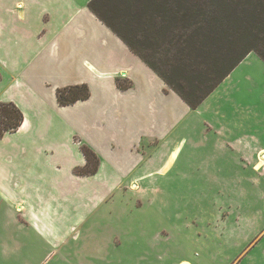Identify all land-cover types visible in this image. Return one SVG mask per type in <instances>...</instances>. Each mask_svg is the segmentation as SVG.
I'll return each mask as SVG.
<instances>
[{"label": "crops", "instance_id": "crops-1", "mask_svg": "<svg viewBox=\"0 0 264 264\" xmlns=\"http://www.w3.org/2000/svg\"><path fill=\"white\" fill-rule=\"evenodd\" d=\"M88 2L0 0V101L23 113L18 128L0 136V254L13 264H36L41 254L39 264L57 254L59 264H127V252L117 258L111 248L148 236L117 233L122 220L96 208L118 188L141 191L168 172L183 113L252 52L192 108ZM76 83H86L89 96L60 105L57 88ZM82 144L98 157L93 173H76L86 165Z\"/></svg>", "mask_w": 264, "mask_h": 264}, {"label": "rangeland", "instance_id": "rangeland-1", "mask_svg": "<svg viewBox=\"0 0 264 264\" xmlns=\"http://www.w3.org/2000/svg\"><path fill=\"white\" fill-rule=\"evenodd\" d=\"M229 75L183 113L169 171L141 191L118 188L96 208L122 220L117 233L148 236L111 248L117 258L126 251L127 264H264V62L251 52ZM0 264L13 260L0 254Z\"/></svg>", "mask_w": 264, "mask_h": 264}, {"label": "trees", "instance_id": "trees-1", "mask_svg": "<svg viewBox=\"0 0 264 264\" xmlns=\"http://www.w3.org/2000/svg\"><path fill=\"white\" fill-rule=\"evenodd\" d=\"M88 7L192 108L249 52L264 61V0H89ZM88 96L86 83L56 90L60 105ZM22 121L14 102L0 101V136ZM80 148L86 165L76 173H93L97 155Z\"/></svg>", "mask_w": 264, "mask_h": 264}]
</instances>
